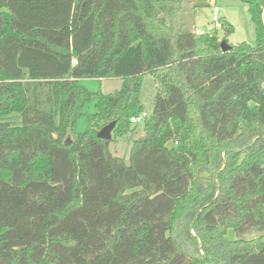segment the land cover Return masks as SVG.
Instances as JSON below:
<instances>
[{"label": "trees", "instance_id": "1", "mask_svg": "<svg viewBox=\"0 0 264 264\" xmlns=\"http://www.w3.org/2000/svg\"><path fill=\"white\" fill-rule=\"evenodd\" d=\"M241 1L256 45L223 51L189 0H0V264H264V0Z\"/></svg>", "mask_w": 264, "mask_h": 264}, {"label": "rangeland", "instance_id": "2", "mask_svg": "<svg viewBox=\"0 0 264 264\" xmlns=\"http://www.w3.org/2000/svg\"><path fill=\"white\" fill-rule=\"evenodd\" d=\"M219 9V13H213V7L210 0H189L186 4L188 12L184 17L190 22L194 29H198L201 34L212 33L217 34L220 41H227L230 45H236L246 42L252 46L256 45V32L252 16L248 7L241 0H215ZM204 3L202 7L196 8L194 12H190L195 4ZM206 3V4H205ZM214 17L219 18L218 21ZM221 21H227L234 27V32L228 35L221 25ZM79 84L85 86L91 92L101 91L105 94L115 93L120 90L123 81L121 79H105L99 78H84L80 79ZM155 82L147 77L145 81L143 96L144 101L149 106L155 94ZM88 113L96 112V103L92 101L86 107ZM88 127L87 116L81 117L76 125L77 132H84ZM134 128V126H132ZM144 135V126L141 125L121 138H115L110 144V150L116 156L124 158L129 162L130 149L134 139ZM258 234H253L255 237ZM228 237L235 239V232L233 229L228 231Z\"/></svg>", "mask_w": 264, "mask_h": 264}, {"label": "water", "instance_id": "3", "mask_svg": "<svg viewBox=\"0 0 264 264\" xmlns=\"http://www.w3.org/2000/svg\"><path fill=\"white\" fill-rule=\"evenodd\" d=\"M221 48L223 51H228L231 49V46L227 43V41H222L221 42ZM116 122H112L108 125H106L99 133H98V137L99 138H102V139H106V140H111L112 137H113V131L116 127ZM67 144H70L71 143V138L68 137L67 141H66Z\"/></svg>", "mask_w": 264, "mask_h": 264}, {"label": "built area", "instance_id": "4", "mask_svg": "<svg viewBox=\"0 0 264 264\" xmlns=\"http://www.w3.org/2000/svg\"><path fill=\"white\" fill-rule=\"evenodd\" d=\"M210 2H211L212 7H213V13H214L215 15H217V14L219 13V9H218V7H217V5H216V3H215V0H210ZM214 20H215V21H218L219 18L214 17ZM195 32H196V34H201V33L199 32L198 29H195ZM145 118H146V113H143L141 116H138V117H132V118H131V122H132V123H139V122H141V121H142L143 119H145ZM176 144H177V143H176Z\"/></svg>", "mask_w": 264, "mask_h": 264}, {"label": "crops", "instance_id": "5", "mask_svg": "<svg viewBox=\"0 0 264 264\" xmlns=\"http://www.w3.org/2000/svg\"><path fill=\"white\" fill-rule=\"evenodd\" d=\"M215 2H216V1H215ZM262 18H263V22H264V13H263V17H262Z\"/></svg>", "mask_w": 264, "mask_h": 264}]
</instances>
